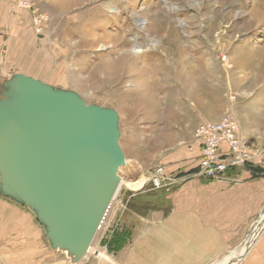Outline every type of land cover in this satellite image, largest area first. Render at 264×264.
I'll list each match as a JSON object with an SVG mask.
<instances>
[{
    "label": "rangeland",
    "instance_id": "obj_1",
    "mask_svg": "<svg viewBox=\"0 0 264 264\" xmlns=\"http://www.w3.org/2000/svg\"><path fill=\"white\" fill-rule=\"evenodd\" d=\"M111 1L116 0H31L33 8L46 15L40 31L34 24V31L42 36L39 46L43 54L35 73L42 81L75 91L87 103L114 109L119 115V141L126 163L119 169L121 185L102 229L85 256L91 258L101 253L117 255L144 219L150 220L159 212L169 215L181 198L208 190L211 182L237 181L235 170L224 179L198 175L189 146L201 122L219 120L230 113L253 153L264 149V0H117L126 13H118V4L111 5L113 9L108 6L120 21L97 30L99 35H113L126 27L124 45L117 49L113 40L94 41L93 35L83 33L86 26L92 28L91 15L99 5ZM10 6L12 10H28L12 0ZM142 18L145 29L138 27ZM119 58H123L119 77L102 68ZM203 63L211 67L210 77L203 72ZM12 74L0 71V91ZM232 94L235 99H231ZM262 160H253L245 168L254 177H264ZM158 166L176 180L154 188L150 178ZM143 178L146 182L141 189L128 186ZM1 199L32 211L6 196L0 187ZM194 203L189 200L188 208L192 210ZM263 213L264 207L241 224L223 226L222 232L232 234V246L209 264L240 250ZM40 224L50 248L59 258L74 263L65 251L52 247ZM15 229V225L9 229L5 223L6 244ZM6 260V254L0 252V264H8Z\"/></svg>",
    "mask_w": 264,
    "mask_h": 264
},
{
    "label": "water",
    "instance_id": "obj_2",
    "mask_svg": "<svg viewBox=\"0 0 264 264\" xmlns=\"http://www.w3.org/2000/svg\"><path fill=\"white\" fill-rule=\"evenodd\" d=\"M1 90V190L31 208L52 247L77 263L120 187L119 115L23 73Z\"/></svg>",
    "mask_w": 264,
    "mask_h": 264
},
{
    "label": "crops",
    "instance_id": "obj_3",
    "mask_svg": "<svg viewBox=\"0 0 264 264\" xmlns=\"http://www.w3.org/2000/svg\"><path fill=\"white\" fill-rule=\"evenodd\" d=\"M41 39V34L34 31L30 11L12 10L10 0H0L2 73H23L42 80L35 73L43 56ZM255 152L254 162L259 163L264 149ZM234 170L238 171L234 184L211 182L208 190L204 188L200 194L181 198L169 215L159 212L150 220L144 219L128 246L117 255L102 259L87 256L77 263L59 258L50 248L31 210L1 199L0 252L2 256L6 254L8 264H209L223 249L232 246L231 232H222V227L234 222L241 224L264 207V177H254L245 167ZM189 200H195L192 210L188 208ZM5 223L9 229L16 226L6 239L7 244ZM244 264H264V248L254 258L248 255Z\"/></svg>",
    "mask_w": 264,
    "mask_h": 264
},
{
    "label": "built area",
    "instance_id": "obj_4",
    "mask_svg": "<svg viewBox=\"0 0 264 264\" xmlns=\"http://www.w3.org/2000/svg\"><path fill=\"white\" fill-rule=\"evenodd\" d=\"M12 1L18 7L31 11L33 23L38 31L43 28L46 15L33 8L31 0ZM235 98L236 95L232 94L231 99ZM189 150L195 154L198 175L205 179H224L228 172L243 168L255 159L252 149L241 137L238 121L230 113L219 120L201 122L195 130L194 142L189 146ZM150 179L154 188H162L165 182L176 180L161 166L154 168Z\"/></svg>",
    "mask_w": 264,
    "mask_h": 264
},
{
    "label": "bare ground",
    "instance_id": "obj_5",
    "mask_svg": "<svg viewBox=\"0 0 264 264\" xmlns=\"http://www.w3.org/2000/svg\"><path fill=\"white\" fill-rule=\"evenodd\" d=\"M115 4H118V6H119L120 10L118 11V13L120 15H123L124 13H126L125 6H123V3L118 2L117 0L111 1L108 3H104L103 5L101 4V5H99L100 8L97 11L94 8L96 13L92 11L94 13V16L89 14V16L91 15L93 17L92 18L93 21L91 20L93 22L92 28H89L90 25H89V27L86 26L89 23H87L86 25L83 24L84 26H86L88 28V29L86 27L83 28V30H84L83 33L93 35L92 37H93L94 41L101 40V39L103 40L105 38H107L108 42H111L113 40L114 49H117L118 47L124 45V40H123L124 39V35H123L124 33H123V31H125V32L127 31L126 27H122L121 30L117 31L113 35H110L109 33H106V32L103 35H99L97 33V30L98 29L101 30L105 24L110 23V25H114V23L116 21H120L115 17L116 13L113 11H109V9H108V6L110 7L111 5H115ZM128 5L130 6V2H128ZM113 8L114 7L111 6V9H113ZM133 13H136V12L133 11ZM75 16H74V18L77 20V18ZM86 18H90V17H86ZM83 20L86 21V19H83ZM82 23H84V22H82ZM78 25L80 27V24H78ZM146 26H147V24L144 21V19L143 18L140 19V21L138 22V27L141 29H145ZM122 60H123V58H119L117 61H113L112 63H105L102 65L103 66L102 68L105 70H108V71L110 70V71L114 72L119 77V75L117 73H118V69L120 70ZM205 63H207V62H205ZM205 63H203L201 65V68H202L203 72L207 73L206 77H210L212 69L208 64H205ZM145 182H146V178H143L139 181L129 182L128 186L133 190H138L144 186ZM120 185H121V183H120ZM104 222H105V220H104ZM102 226L100 229H102ZM98 232H99V229H98L97 233ZM263 248H264V213L262 214L261 219H260L254 233H252V236L250 237V239L246 242V244L240 250H238L235 254L231 255V257L226 258L224 260L223 259L218 260L217 262H214L212 264H244L246 259L248 258V255L250 256V258H254V257H256L257 253L260 250H262ZM65 252L67 254H69L67 251H65ZM98 256L100 258H107L108 257V256L104 255L103 253L99 254Z\"/></svg>",
    "mask_w": 264,
    "mask_h": 264
}]
</instances>
